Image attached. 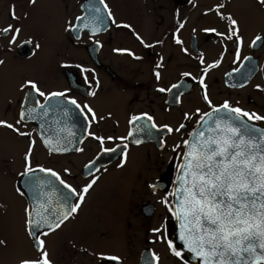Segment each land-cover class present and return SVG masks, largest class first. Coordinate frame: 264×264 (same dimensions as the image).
Listing matches in <instances>:
<instances>
[{
    "label": "flooded vegetation",
    "instance_id": "flooded-vegetation-1",
    "mask_svg": "<svg viewBox=\"0 0 264 264\" xmlns=\"http://www.w3.org/2000/svg\"><path fill=\"white\" fill-rule=\"evenodd\" d=\"M9 25L20 30L14 43ZM256 36L260 0H0V120L14 126H0V264L40 259L37 236L50 264H156L153 254L158 264H200L170 211L184 141L225 102L264 117ZM28 81L65 95L46 102ZM28 109L34 118L21 120ZM76 204L55 230L28 223L44 208L54 222Z\"/></svg>",
    "mask_w": 264,
    "mask_h": 264
},
{
    "label": "snow or ice",
    "instance_id": "snow-or-ice-1",
    "mask_svg": "<svg viewBox=\"0 0 264 264\" xmlns=\"http://www.w3.org/2000/svg\"><path fill=\"white\" fill-rule=\"evenodd\" d=\"M31 2L35 3V0ZM260 3L264 4V0H260ZM12 14L14 15V12ZM108 15L111 16V13ZM231 24L236 26L237 21L231 19ZM10 30L15 33L10 41L14 43L20 30L9 25L2 31L7 33ZM233 34L237 35L238 29H235ZM228 38L231 39V35ZM261 41H264V37L256 36L252 44L255 46ZM176 42L180 43L179 40ZM2 63L0 60V64ZM156 76L159 78L160 73L157 72ZM200 83L204 85L203 79ZM27 85L40 96H44L46 102L65 95L62 92H54L46 96L33 81H28ZM204 87L206 88V85ZM70 103L80 107L75 100ZM39 107L43 110L45 104ZM33 111L34 109H28L27 112H22L20 119L23 120L26 116L34 118L31 116ZM88 112L91 113L92 109L88 108ZM43 115H47V112L44 111ZM92 115L95 119V113ZM245 117L249 121L264 120V117L254 113L231 108L225 102L220 108H213L211 113L201 116L199 130L192 133L191 140L184 141L187 151L183 153L179 165L178 187L172 193L177 198L176 205L174 210L170 208V211L179 222V239L184 245V250L190 252L193 259L198 260L200 264H259L264 261V130L258 131L254 126L247 124L243 119ZM140 119L141 117H133L132 121ZM147 119L151 120L152 117L148 116ZM0 126L14 128L3 120H0ZM164 127L168 132L173 131L172 128ZM183 127V124L180 125V128ZM97 139L102 142V138ZM136 143L140 141L137 140ZM45 144L52 151L68 150L54 145L51 140H45ZM34 171L28 166L25 174ZM39 171L55 177L61 185L75 193V189L65 185L56 172L43 168ZM95 183L96 180L93 179L83 189V193L79 195L81 202L84 200V194ZM40 207L44 208V205ZM79 207V204L70 207L56 216L54 222L49 221V217L45 215L48 209L44 208V212L36 214L39 219H30L28 223L37 230L43 227L55 230ZM30 234L36 235V232ZM3 243L4 241L0 240V244ZM37 245L41 252L40 259L22 260L20 264H50L48 253L44 251V241L38 236ZM168 246L175 256L184 258L183 251L177 250L171 240L168 241ZM107 259L118 260L117 257ZM153 260L158 264L159 257L153 254ZM185 264L188 262L185 261Z\"/></svg>",
    "mask_w": 264,
    "mask_h": 264
},
{
    "label": "water",
    "instance_id": "water-1",
    "mask_svg": "<svg viewBox=\"0 0 264 264\" xmlns=\"http://www.w3.org/2000/svg\"><path fill=\"white\" fill-rule=\"evenodd\" d=\"M212 111H210L209 113H211ZM217 115H221V114H217ZM205 119H207L206 117H205ZM244 121L247 123V124H249V125H251V126H254L258 131L259 130H264V127H261V126H258V125H255V124H253V123H251V122H249V121H247V120H245L244 119ZM197 130H199L198 129V127L194 130V131H197ZM193 131V132H194ZM192 132V133H193ZM206 135H207V133H206ZM191 138H192V134H191V136L189 137V140H191ZM187 151V148L185 147V151L184 152H186ZM182 162V161H181ZM179 174H180V169L178 170V173H177V177L179 176ZM177 177H176V181H175V184H176V187H175V190H176V188L178 187V184H179V181L177 180ZM176 200H177V198L176 197H174V203H175V205H176ZM178 224H179V222H178Z\"/></svg>",
    "mask_w": 264,
    "mask_h": 264
}]
</instances>
